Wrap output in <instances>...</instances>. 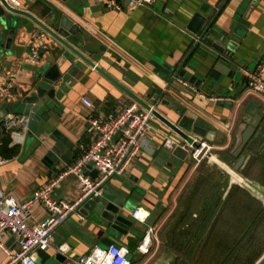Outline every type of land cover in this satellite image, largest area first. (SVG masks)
<instances>
[{
    "label": "crops",
    "instance_id": "0c3cea01",
    "mask_svg": "<svg viewBox=\"0 0 264 264\" xmlns=\"http://www.w3.org/2000/svg\"><path fill=\"white\" fill-rule=\"evenodd\" d=\"M17 1L18 8L28 11L51 28L60 16L68 17L79 26V36L87 43L86 54L96 65L145 101L153 103L159 99L156 108L162 115L184 133L208 141L211 157L214 156L220 163L210 157L215 166L214 169H206V175L211 177L215 174L216 190L224 193V199L234 187L246 191L250 198L264 199V99L248 93L246 85L240 84V78L232 81L224 74H220L217 82L212 81L210 88H198L206 95L201 97L172 81L173 74L165 75L151 63L152 60L167 63L175 70L183 64L191 71L204 67L210 69L213 65L209 56L210 46L204 42L195 43L194 40L209 24L207 37L212 42L217 41L221 32L236 29L240 42L233 58L239 64L238 73L245 77L240 68L254 69L264 53V0H154L149 6L135 5L130 8L125 6V0H119L123 6L120 10L106 7V0ZM196 14L206 17L203 30L197 35L187 29ZM37 30L38 26L26 17H17L15 33L9 49H6V30L0 23V84L8 80L7 71L15 74L12 78V99H0V121L4 120L7 113L22 115L20 99L34 86L38 69L55 63L57 57L64 53L62 45L44 31L37 33ZM37 38L43 47L40 49V61L32 64L25 59L31 43ZM75 61L78 67L65 74V80L55 87L56 98L50 103L47 112L40 115L41 122L31 121L32 133L24 134L21 144L13 141L8 144V147L16 148L12 157L0 154L4 160L0 164V188L17 202L28 199L37 187L65 167L59 162V171L48 176L50 170L42 159L53 142L43 134L44 130L59 131L73 143L77 157L89 144L87 117L92 114L110 115L117 107L132 101L92 67L79 59ZM67 68L66 62L60 66V72L65 73ZM262 76L264 79V72ZM83 97L89 99L93 107L86 106ZM257 113L262 116L259 125L262 128L256 129L241 152L245 161L238 173L244 177V181L238 183L220 168L226 171L224 166L233 168L237 161L233 151L240 141L241 132ZM153 123L157 132L153 135L152 152L140 151L128 171L124 175L111 177L103 190V196H117L120 192L130 202L131 209L124 213L133 221L131 230L125 234L110 230L95 214L79 208L78 213L71 215L56 228L52 246L46 249L49 254L60 252L57 247L65 243L68 249L60 253L75 264L73 260L77 256L89 253L94 246L99 247L102 240L107 238L126 247L128 253L133 251L130 264H153L157 260L175 264L177 255L174 248H170L171 243L170 246L168 243L165 248L158 249L159 239L155 233L158 226L146 225V222L152 210L165 204L193 164L189 156L178 159L172 155V151L161 145L165 135L178 142L183 141L182 137L158 119ZM194 127L204 130L203 134H206L201 136V133H195ZM6 134L9 131L6 128L3 131L0 127V150H3L2 138ZM206 175L200 178L201 182L206 181ZM77 195L73 175L65 176L52 193L55 199L68 201ZM222 209L213 211L206 208V212H202L206 214V225L210 224L211 227L214 224L212 230L223 229L222 226H216L219 225L216 217ZM134 210L139 211V218L132 217ZM45 217L44 207L34 204L30 222L37 223ZM148 227L154 229L151 235L152 246L148 254H142L136 247ZM212 230L207 238L206 231L198 237L191 233L189 239H194L197 244L194 247L200 246L201 242H207L208 246L218 249L228 245L225 235H213ZM180 235L182 237V232ZM9 239V236L5 239L6 245L12 247L13 241L8 243ZM5 262L6 255L0 249V264Z\"/></svg>",
    "mask_w": 264,
    "mask_h": 264
},
{
    "label": "built area",
    "instance_id": "2783aa9c",
    "mask_svg": "<svg viewBox=\"0 0 264 264\" xmlns=\"http://www.w3.org/2000/svg\"><path fill=\"white\" fill-rule=\"evenodd\" d=\"M154 0H125V6H149ZM13 6H18L17 0H10ZM106 7L120 10L122 4L119 0H106ZM195 36V43L201 40ZM43 44L39 39L31 43L26 62L36 64L40 61V49ZM247 78L246 89L248 93L257 94L264 99V53L260 62L254 69L240 68ZM8 80L0 84V99H12L15 74L7 71ZM172 81L206 97L197 87L184 78L173 74ZM209 98V97H208ZM210 99H215L210 97ZM222 99V98H220ZM223 100L234 101L231 98ZM83 103L93 107L92 102L83 97ZM157 99L150 104L151 109L157 110ZM157 119L151 110L143 108L135 101L117 107L110 115L92 114L87 117L89 125V144L70 164L66 165L56 176L37 187L31 196L22 202H17L11 195H7L0 188V249L6 255L4 264H34L37 249L46 250L52 246L56 228L65 222L71 215L78 213L82 203L88 199L101 197L107 181L114 176L124 175L131 166L132 161L140 151L152 152L153 135L157 132L153 121ZM5 128L9 131L11 142L22 143L29 125V118L24 115L7 113L4 117ZM197 143L198 146L193 145ZM161 145L173 151L177 146L188 152V156L199 162L203 157H211V145L208 141L197 137L193 142L175 141L170 136H163ZM4 162L0 157V164ZM91 163L90 169L96 170V176L91 177L85 172L86 165ZM232 170L231 168H229ZM227 169V172H229ZM233 171V170H232ZM235 172V171H233ZM236 173V172H235ZM231 175V173L229 172ZM67 175L76 179L78 195L75 199H55L52 193L59 186L60 181ZM232 176V175H231ZM244 180V179H243ZM242 183V182H238ZM34 204H41L46 210V217L37 223H31V208ZM133 218H139V211H132ZM152 227H148L136 247L142 254H148L152 246ZM13 237V246L6 245L5 239ZM57 249L65 252L68 245L60 244ZM128 249L118 244H110L105 249L98 246L91 248L89 253L77 256L75 264H130L127 258Z\"/></svg>",
    "mask_w": 264,
    "mask_h": 264
},
{
    "label": "water",
    "instance_id": "95a60500",
    "mask_svg": "<svg viewBox=\"0 0 264 264\" xmlns=\"http://www.w3.org/2000/svg\"><path fill=\"white\" fill-rule=\"evenodd\" d=\"M66 1V0H62ZM23 16L32 21L38 26L37 33L44 31L55 41H57L64 48V53L57 57L55 63L41 66L36 75L34 86L28 93H26L21 99L20 104L22 105L21 113L29 118L28 130L26 133L31 134L30 129L31 121L41 122V114L47 112L50 107V103L54 101L57 94L55 88L61 81H64L65 74L71 72L73 68L78 67V63L75 61L79 59L85 65L92 67L95 71L103 75L106 79L112 82L116 87L128 95L133 101L140 104L143 108L151 110V113L164 125L178 133L183 140L187 142H193V137L181 131L174 123L169 121L164 115L158 110L150 107V104L139 96L135 95L129 89L120 84L117 80L112 78L106 73L101 67L86 54L87 43L84 39L79 36L81 30L77 24H74L65 15L60 16L54 26L51 28L41 20L37 19L34 15L24 9H20L13 6L9 0H0V23L6 30L5 48L9 49L12 37L15 33V27L17 24V17ZM206 23V17L196 14L187 29L193 34L197 35L203 30V26ZM209 25V24H208ZM208 25L204 27L203 32L200 34L202 37L199 43L204 42L211 48L209 53L210 58L213 61L212 67L209 68H196L188 70L181 65L177 70L167 63H159L158 61L152 60L151 63L159 69L165 75L171 76L177 74L178 76L187 80L190 84L197 88L208 89L212 86V81L217 82L220 74H224L227 78L232 81H236L239 78L241 85H246L247 78L241 76L237 62L233 58L234 51L237 44L240 42V37L236 34V29H230L229 31L221 32V36L218 37L217 41L212 42L207 37ZM68 63V68L65 73L60 72V66L64 63ZM240 74V75H239ZM210 79L211 81H208ZM262 116L257 113L249 121L248 125L244 128L240 135V141L233 151L234 157H237V161L234 164L232 170L238 171L242 168L245 157L241 154L244 147L250 141L256 129L259 127ZM0 127L4 131L5 125L4 120L0 121ZM195 133H201L204 136V130L194 127ZM43 134L52 140L53 144L46 151L42 162L49 168V175L52 172H58L59 168L57 164L63 163L65 166L70 164L76 157L75 151H73V143L64 137L59 131L44 130ZM193 145L198 146L197 143ZM172 155L178 159H184L188 156V152L180 146H177L173 151ZM88 169L85 173L91 177L96 176V170L90 169L91 163L86 165ZM229 169L228 167H224ZM242 176V175H241ZM244 179V177L242 176ZM122 193H118L117 196H108L102 194L101 197L92 198L84 201L81 205L82 210L90 211L95 214L98 219L105 224L110 230L118 233H127L133 227V221L125 215V210L131 209V204L122 196ZM13 241V237H10L8 243ZM7 243V244H8ZM110 244H113L111 239H103L101 242L102 249H105ZM36 260L34 264H72L71 259L66 255L56 252L49 254L46 250L37 249ZM153 264H169L168 262L157 260ZM253 264H264V252L257 258Z\"/></svg>",
    "mask_w": 264,
    "mask_h": 264
},
{
    "label": "rangeland",
    "instance_id": "374dc122",
    "mask_svg": "<svg viewBox=\"0 0 264 264\" xmlns=\"http://www.w3.org/2000/svg\"><path fill=\"white\" fill-rule=\"evenodd\" d=\"M191 163L193 167L182 183L169 195L164 205L152 210V215L146 222V225L156 224L155 226H158L155 232L159 239L158 249L165 248L168 243L170 246L171 243L170 248L173 247L177 255L175 264H248L247 258L251 252L256 250L255 253H258L264 248V199L250 198L246 191L234 187L224 200V193L221 194L222 191L216 190L217 177L214 176L215 174L211 177L206 175V169L211 170L215 166L209 157L205 156L199 162L191 159ZM220 169L227 175L229 174L223 168ZM201 170L204 174L200 173ZM235 172L239 174L238 171ZM203 175H206L205 182H201L200 179ZM215 194L220 196L219 200H215ZM217 201L218 205L212 206L211 203ZM206 202H211L213 211L222 209L225 204L216 217L217 224H219L216 225L217 228L222 226L223 229L212 230L214 224L211 227H209L210 224L206 225V238L211 230L213 235L218 233L228 238L229 248L225 247L228 250L222 253L208 246L207 242L205 244L201 242L200 246L194 247L197 245L196 242L194 239H189V236L192 237L191 233L194 228L198 227V223L202 221L204 216L202 212H206V208L210 207L205 204ZM184 212L185 215H183ZM159 216V220L155 222ZM186 231L189 233L181 237L180 233ZM188 254L192 255L188 256ZM132 257L133 251L130 250L127 258L131 260Z\"/></svg>",
    "mask_w": 264,
    "mask_h": 264
},
{
    "label": "trees",
    "instance_id": "16d2710c",
    "mask_svg": "<svg viewBox=\"0 0 264 264\" xmlns=\"http://www.w3.org/2000/svg\"><path fill=\"white\" fill-rule=\"evenodd\" d=\"M11 142V138L9 136V134H6L4 135V137L2 138V147H3V150H0V154H2L3 156L5 157H12L15 153H16V148L13 146V147H8V144ZM3 151V152H2ZM216 196V194H215ZM228 196V195H227ZM226 196V198H227ZM226 198L224 200H226ZM219 200L220 199V196H216V199L215 200ZM226 202V201H225ZM211 203V202H210ZM210 203H205L206 205H210ZM213 204L212 206H217L218 205V201L217 202H213L211 203ZM205 206V205H204ZM212 206L210 205V207L208 208L209 210H212ZM222 206V205H221ZM225 206V204H223V207ZM185 215V212L184 214ZM202 221H200L198 223V227L194 228V231H193V236H201L204 231H206V214H204V216L202 217ZM187 233H189L188 231L186 232H182L183 235H186ZM182 235V236H183ZM197 236V237H198ZM264 246V245H263ZM226 248H229L228 245H225L221 248H217V247H214L215 249L217 248L218 251H221L224 252L225 250H228V249H225ZM264 249V248H263ZM263 249L261 251H259L258 253H255L256 250L253 251V253L251 252V255L247 258V261H248V264H253L254 261L260 256V254L262 253ZM252 251V250H251Z\"/></svg>",
    "mask_w": 264,
    "mask_h": 264
},
{
    "label": "bare ground",
    "instance_id": "6f19581e",
    "mask_svg": "<svg viewBox=\"0 0 264 264\" xmlns=\"http://www.w3.org/2000/svg\"><path fill=\"white\" fill-rule=\"evenodd\" d=\"M211 159L214 160V161H216L217 163H220V162H218V161L216 160V158H215L214 156H212ZM220 165H223V164H220ZM223 166H224V165H223ZM224 167H225V166H224ZM229 172L231 173L233 180H235L236 182H243V181H244L241 175H239V174L233 172V171L230 170V169H229Z\"/></svg>",
    "mask_w": 264,
    "mask_h": 264
}]
</instances>
